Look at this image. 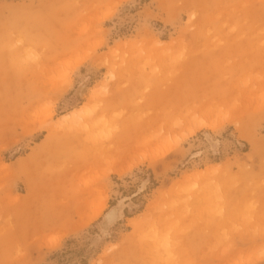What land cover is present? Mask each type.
Listing matches in <instances>:
<instances>
[{
  "label": "rangeland",
  "instance_id": "obj_1",
  "mask_svg": "<svg viewBox=\"0 0 264 264\" xmlns=\"http://www.w3.org/2000/svg\"><path fill=\"white\" fill-rule=\"evenodd\" d=\"M0 264H264V0H0Z\"/></svg>",
  "mask_w": 264,
  "mask_h": 264
},
{
  "label": "bare ground",
  "instance_id": "obj_2",
  "mask_svg": "<svg viewBox=\"0 0 264 264\" xmlns=\"http://www.w3.org/2000/svg\"><path fill=\"white\" fill-rule=\"evenodd\" d=\"M110 216H108V219H109Z\"/></svg>",
  "mask_w": 264,
  "mask_h": 264
}]
</instances>
